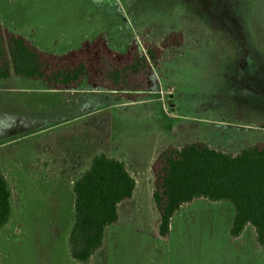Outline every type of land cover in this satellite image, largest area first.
<instances>
[{"label": "rangeland", "instance_id": "1", "mask_svg": "<svg viewBox=\"0 0 264 264\" xmlns=\"http://www.w3.org/2000/svg\"><path fill=\"white\" fill-rule=\"evenodd\" d=\"M0 24L57 55L100 35L120 53L184 37L153 69L144 102L86 83L58 92L24 77L0 81V168L20 200L0 232V264H78L68 249L73 185L101 152L127 163L139 189L91 264H264L250 227L231 238V204L196 201L162 238L151 196L155 154L168 146L229 136L219 145L235 155L248 136L264 143V132L248 130L264 128V0H0ZM173 125L180 139L169 140Z\"/></svg>", "mask_w": 264, "mask_h": 264}, {"label": "trees", "instance_id": "2", "mask_svg": "<svg viewBox=\"0 0 264 264\" xmlns=\"http://www.w3.org/2000/svg\"><path fill=\"white\" fill-rule=\"evenodd\" d=\"M184 44L181 33L158 46L129 45L124 53L109 47L100 35L65 54H49L26 37L0 24V81L24 77L49 89L68 92L86 83L93 90L119 94L137 102L154 90L152 76L166 50ZM153 201L160 216L159 235L167 238L175 215L199 200L229 203L234 209L230 235L238 239L247 228L264 248V143L228 154L194 142L169 146L152 165ZM137 183L125 162L106 153L94 155L74 182V215L68 249L78 264H91L104 246L109 227L119 220V206L133 198ZM19 198L0 168V232L15 218Z\"/></svg>", "mask_w": 264, "mask_h": 264}, {"label": "crops", "instance_id": "3", "mask_svg": "<svg viewBox=\"0 0 264 264\" xmlns=\"http://www.w3.org/2000/svg\"><path fill=\"white\" fill-rule=\"evenodd\" d=\"M12 78H14V77H12ZM12 78L10 79V80H12ZM10 80H8V81H10ZM137 102H144V101H137ZM146 103H150V104H152V103H154V102H157V101H154V100H151V101H145ZM130 103H135V102H130ZM162 105H164V103H162ZM166 108V107H165ZM173 110V111H172ZM171 110V112H170V114H171V121H173V119H175V117L174 116H176L175 115V111H176V106H174L173 107V109ZM167 113V112H166ZM252 113V112H251ZM250 113V114H251ZM169 114V113H168ZM218 126H221V124H217ZM223 126V125H222ZM232 128H235V129H239V130H245V128L244 127H241V126H238L237 124L236 125H234V126H232ZM176 129H178V128H176ZM248 130L250 131V132H252V131H256V132H264V128H262V129H259V127L257 126L256 128H248ZM172 138L171 139H169V140H173L174 138H181V136L183 135V133H184V130H183V132L181 133V134H179L178 135V133H175V126L173 125L172 126ZM235 131H238V130H235ZM198 136H200L201 138H199V139H197V141L196 142H198V141H200V142H204V143H206L209 147H211V148H213V149H216V150H222L220 147H221V145H219L221 142V140H224V139H227L228 140V138H229V136H213V135H211V136H204V135H198ZM232 137V136H231ZM234 137H236V138H239L238 137V135H235ZM249 137V140H251L253 143H250V145L249 146H252V145H254V144H257V143H261L262 141H259L258 142V137H256V138H253V137H250V136H248ZM209 138H211L212 140H210ZM254 140V141H253ZM216 141V142H215ZM178 142H180L179 140H178ZM192 143H194V142H192ZM174 144H177V143H174ZM189 144H191V143H189ZM187 145V144H186ZM224 145H225V143H224ZM185 146V145H184ZM169 147V146H168ZM175 147H182V146H175ZM167 148V147H166ZM248 148V147H247ZM164 150V149H163ZM162 150V151H163ZM161 151V152H162ZM161 152H159L158 153V155L161 153ZM222 152H224L223 150H222ZM224 153H226V152H224ZM240 153V152H239ZM238 154V153H237ZM158 155H156L155 154V156H156V158L158 157ZM155 161V160H154ZM126 165H127V163H125ZM153 164V163H152ZM128 168V167H127ZM129 169V168H128ZM151 171H152V169H151ZM130 172V171H129ZM132 174V173H131ZM152 182H153V175H152ZM137 183V182H136ZM138 183H137V186H136V189H135V192H134V195H133V198L130 200V201H127V202H124V203H122L120 206H119V210L118 211H120V207L122 206V205H124L125 203H131V202H134L135 201V199H136V197H137V191H138ZM153 190H154V182H153V189H152V191H151V196H152V198H153ZM119 221V220H118ZM107 232V231H106ZM245 232V231H244ZM242 237V236H241ZM241 237H239L238 239H240ZM237 239V240H238ZM256 244H257V241H256ZM257 246H258V244H257ZM259 248V247H258Z\"/></svg>", "mask_w": 264, "mask_h": 264}]
</instances>
